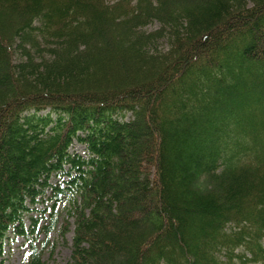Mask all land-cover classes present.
<instances>
[{
  "label": "trees",
  "instance_id": "1",
  "mask_svg": "<svg viewBox=\"0 0 264 264\" xmlns=\"http://www.w3.org/2000/svg\"><path fill=\"white\" fill-rule=\"evenodd\" d=\"M72 225L66 264H264V0H0V264Z\"/></svg>",
  "mask_w": 264,
  "mask_h": 264
},
{
  "label": "rangeland",
  "instance_id": "2",
  "mask_svg": "<svg viewBox=\"0 0 264 264\" xmlns=\"http://www.w3.org/2000/svg\"><path fill=\"white\" fill-rule=\"evenodd\" d=\"M156 25V24H155ZM155 25L150 26L149 28L152 29ZM246 109V108H245ZM129 118V114L126 116V119ZM223 143V139L221 142ZM219 144H217V147ZM71 150L80 151L84 153V145L74 142L71 146ZM242 148V146H241ZM234 149V147H233ZM238 149L235 147L234 151ZM229 154L232 151L228 152ZM40 208H43V204H39ZM38 212V210H36ZM72 228L66 233L65 236H62L59 232V229H53L48 239V246L45 249L44 253V260L46 264H66L71 256V244H72V235H73V225ZM43 234H41V237ZM40 238V235H39ZM39 240V239H38ZM23 237H16L15 240L11 243V245L7 246V252L5 256V264H24L25 257H26V250L27 245L23 243ZM46 243V244H47ZM10 248V250H9Z\"/></svg>",
  "mask_w": 264,
  "mask_h": 264
}]
</instances>
